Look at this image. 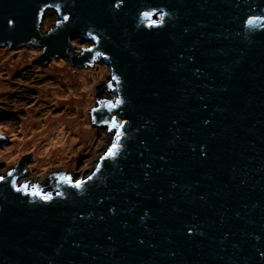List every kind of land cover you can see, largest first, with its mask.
<instances>
[{
  "label": "water",
  "instance_id": "1",
  "mask_svg": "<svg viewBox=\"0 0 264 264\" xmlns=\"http://www.w3.org/2000/svg\"><path fill=\"white\" fill-rule=\"evenodd\" d=\"M29 44L109 67L116 148L50 193L28 153L0 175V264H264V0H0V47Z\"/></svg>",
  "mask_w": 264,
  "mask_h": 264
},
{
  "label": "rangeland",
  "instance_id": "2",
  "mask_svg": "<svg viewBox=\"0 0 264 264\" xmlns=\"http://www.w3.org/2000/svg\"><path fill=\"white\" fill-rule=\"evenodd\" d=\"M56 21L55 11L47 9L42 33ZM40 52L33 44L18 50L0 47V134L7 138L0 147V175L28 153L31 161L19 185L29 179L28 185H41L55 172L70 174L76 182L91 174L116 138L115 130L96 127L91 120L99 100L117 96L100 89L111 72L101 59L85 68L70 58L51 57L46 65L38 64L33 59Z\"/></svg>",
  "mask_w": 264,
  "mask_h": 264
},
{
  "label": "trees",
  "instance_id": "3",
  "mask_svg": "<svg viewBox=\"0 0 264 264\" xmlns=\"http://www.w3.org/2000/svg\"><path fill=\"white\" fill-rule=\"evenodd\" d=\"M71 44L76 48V52L80 51L83 47H88L90 44L87 42H84L81 39H75L71 41ZM44 190V189H43ZM46 193V192H45Z\"/></svg>",
  "mask_w": 264,
  "mask_h": 264
},
{
  "label": "flooded vegetation",
  "instance_id": "4",
  "mask_svg": "<svg viewBox=\"0 0 264 264\" xmlns=\"http://www.w3.org/2000/svg\"><path fill=\"white\" fill-rule=\"evenodd\" d=\"M62 173H63V172H62ZM52 174H53V173H52ZM52 174H51V175H52ZM51 175H50V176H51ZM50 176H49L48 181H47L45 184L39 186L40 188H42V189L47 188V189H52V190H53V188H52V186H51Z\"/></svg>",
  "mask_w": 264,
  "mask_h": 264
},
{
  "label": "snow or ice",
  "instance_id": "5",
  "mask_svg": "<svg viewBox=\"0 0 264 264\" xmlns=\"http://www.w3.org/2000/svg\"><path fill=\"white\" fill-rule=\"evenodd\" d=\"M117 139H119V134L117 135ZM115 148H116V144H113L112 147L109 148V150H108V155H112L114 153ZM79 184H80V182H77L76 186L79 187Z\"/></svg>",
  "mask_w": 264,
  "mask_h": 264
}]
</instances>
